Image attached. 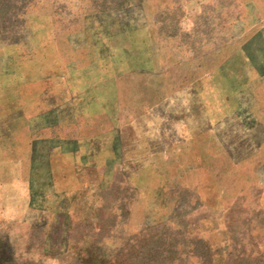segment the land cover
<instances>
[{"label":"rangeland","instance_id":"374dc122","mask_svg":"<svg viewBox=\"0 0 264 264\" xmlns=\"http://www.w3.org/2000/svg\"><path fill=\"white\" fill-rule=\"evenodd\" d=\"M4 240L264 264V0H0Z\"/></svg>","mask_w":264,"mask_h":264},{"label":"trees","instance_id":"16d2710c","mask_svg":"<svg viewBox=\"0 0 264 264\" xmlns=\"http://www.w3.org/2000/svg\"><path fill=\"white\" fill-rule=\"evenodd\" d=\"M204 243V242H202ZM201 242H197L194 247V254L192 258L198 259L197 264H212L214 261L212 257H209L210 248L208 245H204ZM175 246L177 244L175 243ZM174 245H165L160 241L146 242L138 241V245L135 250L132 249L126 251L125 254H118L117 258L111 261L109 264H190V259H177L174 257ZM11 245L8 240L0 241V264H34L32 261H21L16 259L15 255L11 251ZM218 264H223L220 258Z\"/></svg>","mask_w":264,"mask_h":264}]
</instances>
